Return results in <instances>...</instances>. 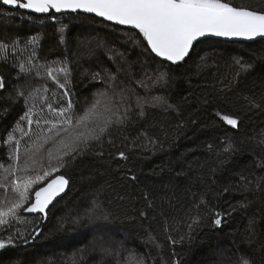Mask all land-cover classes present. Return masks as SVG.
I'll use <instances>...</instances> for the list:
<instances>
[{"label": "trees", "instance_id": "trees-1", "mask_svg": "<svg viewBox=\"0 0 264 264\" xmlns=\"http://www.w3.org/2000/svg\"><path fill=\"white\" fill-rule=\"evenodd\" d=\"M228 2L264 7V0ZM57 17L53 22L0 3V43L6 46L0 51V184L6 185L0 187V211L17 198V178L60 165L49 153L57 156L66 139L49 134L44 123L67 106L65 89L36 76L34 68L20 72V65L64 67L52 62L67 60L73 118L91 108L80 130L100 140H89L82 155L73 153L75 159L64 156L58 172L33 185L24 208L55 176L69 180L67 194L46 218L24 215V208L18 218H5L0 240L11 236L12 244L0 249V264H127L130 255L146 264H236L241 254L264 264V40H204L173 66L144 52L146 41L134 44L132 30L83 14ZM32 37L38 43H30ZM242 64L252 67L243 71ZM104 69L116 74L115 83L92 79L95 72L104 76ZM161 73L166 81L157 82ZM58 79L65 81L62 73ZM18 89L24 97L15 96ZM29 109L32 125L24 118ZM217 113L237 117L239 127ZM105 121L111 124L101 134ZM17 141L19 161L13 155ZM229 144L232 150L224 151ZM93 202L109 215L107 221L96 214L87 218ZM216 213L219 226L213 223Z\"/></svg>", "mask_w": 264, "mask_h": 264}, {"label": "snow or ice", "instance_id": "snow-or-ice-1", "mask_svg": "<svg viewBox=\"0 0 264 264\" xmlns=\"http://www.w3.org/2000/svg\"><path fill=\"white\" fill-rule=\"evenodd\" d=\"M2 3L3 5L12 6L14 9L30 10L32 13L46 15L53 22L57 21V14L66 16L70 13L78 14L83 12L93 14L115 25L128 26L130 29L135 30L129 35V39H132L134 44L141 45L142 42L146 41V44H142L144 52L148 53L149 56L154 54L155 57H161L173 63L185 61V58L190 56L194 47L210 36L243 38L246 40L264 39V7L257 9L252 6L233 5L228 0H2ZM59 32L58 43L63 45L65 44V28L61 27ZM135 37H140L141 39L137 40ZM30 43H38L37 38L32 37ZM3 50H6V46L0 43V51ZM32 55H36L35 51H33ZM52 63H63L65 66L53 67L52 64H36L32 68H25L20 65V72L30 73L34 68L36 76H46L57 84L60 89H65L63 95L66 97L67 106L61 107L56 112L54 119L44 121L45 124L50 125L47 129L49 134L66 138L62 140L57 156L52 157L51 153H49V158L57 159L60 161V165L44 171L42 175L25 177L23 180L17 178L14 184L17 198L6 212L0 211V225L8 224L6 217L18 218L16 216L17 210L24 208V205L28 203L30 190L33 185L46 180L53 172H58L63 164L64 156H71L72 159H75V155H82L83 150L89 147V140H100V135L86 134L80 130L82 125L86 126L85 122L93 114L91 108L84 115L77 114L78 119L74 120L73 118L74 104L70 96V90L66 88V85L71 82L67 79L70 76V69L67 66L69 62L64 60L62 62L53 61ZM251 67L252 65H241L243 71H247ZM103 71L105 73L104 76H101L100 72L92 73V79L104 80L106 84L115 83L116 74L109 73L107 69ZM117 71L119 72V69ZM60 73L65 77L64 83H61L58 79V74ZM159 81H166V74L161 73L157 79V82ZM4 88V78L0 76V89ZM44 90L46 91V89ZM15 96L24 97V92L18 89ZM11 98L12 96L9 94V99ZM24 102L27 103V98H25ZM249 104L254 107H260L255 101L250 100ZM136 106L141 107L139 101ZM48 108L52 110L51 103L48 104ZM3 110L7 112L6 108ZM125 112H127V109H125ZM31 115L32 111L29 109L24 117L27 119L28 125L33 124V120L30 119ZM140 115H143L142 110ZM217 116H220V113H217ZM220 118L233 128L239 127V119L237 117L226 114L220 116ZM35 123L39 125L40 121L37 120ZM117 123L123 124L124 120L120 119ZM110 124V121H105V126L99 129L100 133H104ZM24 135H27V132ZM81 145H83V148H81ZM231 150V144L224 149L226 152ZM19 151V141H17L13 149L15 161L20 159ZM119 155L121 158H127L124 152H120ZM131 179L135 180V177L133 176ZM68 185L69 180L64 175L55 176L45 186L34 192L33 202L24 210L42 213L43 217L46 218L49 205L55 206L53 202L65 192ZM259 186V184L256 185V187ZM0 187H6V185L0 184ZM93 203L94 207L90 210L87 218L91 220L92 215L96 214L98 218L102 216L107 221L109 215L103 213L99 203ZM141 214L144 215V213ZM72 222L76 224L79 219H74ZM192 223H198V218L193 219ZM213 223L216 226L221 225L222 217L219 213H216ZM62 228L63 225H61V230ZM188 228L189 233H191L192 225L189 224ZM168 239L172 244L176 243L171 236H168ZM189 239H191L190 235ZM11 244L12 237L9 236L7 241L0 240V249H6ZM157 247L162 246L157 245ZM127 264H146V262L143 257L137 258L134 255H130L127 258ZM236 264H254V262L250 255L241 254L237 257Z\"/></svg>", "mask_w": 264, "mask_h": 264}, {"label": "water", "instance_id": "water-1", "mask_svg": "<svg viewBox=\"0 0 264 264\" xmlns=\"http://www.w3.org/2000/svg\"><path fill=\"white\" fill-rule=\"evenodd\" d=\"M0 2H2V0H0ZM4 6H5L6 8H9V9H13V10H15L14 8H12V6H8V5H4ZM23 10H24V9H23ZM25 11L28 12V13L34 14V15H36V16H45V15H43V14L32 13V12H30V10H25ZM70 14H73V13H70ZM74 14H77V13H74ZM78 14H83V15H86V16L96 17V16H94L93 14H88V13H83V12L78 13ZM57 15H62V14H57ZM96 18H98V19H100V20H102V21H104V22H106V23H108V24H111V25L117 26V27L125 28V29H127V30H133V29H130L128 26H119V25H115V24L112 23V22L105 21V20H103V19L100 18V17H96ZM134 31H135V30H134ZM209 39H211V40H221V41H224V42H230V43H251V42H255V41H259V40H264V39H260V38H257V39H255V40H246V39H243V38H224V37H215V36L207 37V38H205L204 40H209ZM191 53H192V52H191ZM191 53H190V55H191ZM157 58H158L160 61L165 62V63H168V64L173 65V66H177V65L181 64L182 62H184V61H181V62L173 63V62H170V61H166L164 58H161V57H157ZM187 58H188V57H186L185 60H186ZM68 189H69V185H68V187L66 188L65 192L62 193L60 197H57V200L53 202L54 205L57 203V201H59L61 198H63V197L65 196V194L67 193ZM51 207H52V205H49V209H50ZM48 211H49V210H48ZM36 214H37V215H38V214L43 215L42 213H39V212H27V211H26V215H36Z\"/></svg>", "mask_w": 264, "mask_h": 264}, {"label": "bare ground", "instance_id": "bare-ground-1", "mask_svg": "<svg viewBox=\"0 0 264 264\" xmlns=\"http://www.w3.org/2000/svg\"><path fill=\"white\" fill-rule=\"evenodd\" d=\"M2 5H3V3L2 2H0ZM4 6V5H3ZM5 7V6H4ZM6 8V7H5ZM9 9V8H8ZM13 10V9H12ZM91 17V16H90ZM96 18V17H95ZM108 24V23H107ZM111 25V24H110ZM112 26H114V25H112ZM117 27V26H116ZM118 28H121V27H118ZM121 29H125V28H121ZM125 30H127V29H125ZM132 31H134V30H132ZM204 41V40H203ZM154 55V54H153ZM155 56V55H154ZM157 58V57H156ZM189 58V57H188ZM187 58V59H188ZM158 59V58H157ZM186 59V60H187ZM165 63V62H164ZM183 63V62H182ZM168 64V63H167ZM69 185H70V183H69ZM67 194V193H66ZM65 194V195H66ZM24 215H26V211L24 212ZM37 215V214H36ZM39 216H43V215H41V214H38ZM27 216H35V215H27Z\"/></svg>", "mask_w": 264, "mask_h": 264}]
</instances>
